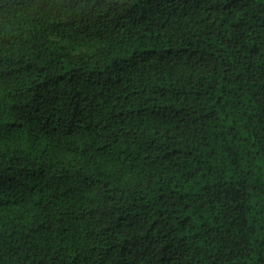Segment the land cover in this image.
Masks as SVG:
<instances>
[{
  "label": "trees",
  "instance_id": "1",
  "mask_svg": "<svg viewBox=\"0 0 264 264\" xmlns=\"http://www.w3.org/2000/svg\"><path fill=\"white\" fill-rule=\"evenodd\" d=\"M0 264H264V0H0Z\"/></svg>",
  "mask_w": 264,
  "mask_h": 264
}]
</instances>
